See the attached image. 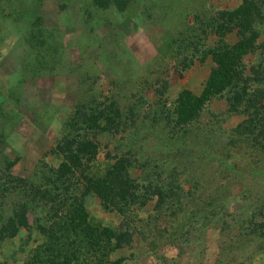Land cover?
Segmentation results:
<instances>
[{
  "label": "trees",
  "instance_id": "trees-1",
  "mask_svg": "<svg viewBox=\"0 0 264 264\" xmlns=\"http://www.w3.org/2000/svg\"><path fill=\"white\" fill-rule=\"evenodd\" d=\"M32 2L33 8L20 12L23 16L31 13L23 41L25 51L34 56L23 62L22 86L37 79L47 64L60 63L65 52L61 30L46 24L44 0ZM133 2L93 0L98 9L116 7L122 13ZM263 7L260 0H242L237 8L217 16H198L197 26H187L185 36H175V55L182 58L183 72L191 69L199 55L202 63L213 59L215 65L200 94L183 90L169 107L166 83L156 90V103L140 96L122 109L114 101L99 102L90 90L89 97L75 105L51 152L60 161L59 167L49 165L47 176L39 179L15 175L14 168L22 159H12L5 152L12 131L8 122L18 118L13 105L21 102L19 94L7 92L0 103V250L27 234L28 239L34 238V245L23 254L24 264H127L134 254L130 258L122 254L133 251L141 241L148 243L145 251L159 259L161 243L181 246L198 239L202 245L212 222L228 224L229 208L221 187L205 192L208 184L204 187L202 177L210 163L218 162L220 172L232 169L226 152L235 149L236 140L245 144L236 145V157L242 159L245 148L254 157L264 155V116L256 108L264 101V42L259 44L264 37ZM234 33L238 40L228 43ZM214 35L218 44L210 46ZM47 56L52 58L49 62ZM252 57L255 60H246ZM214 102L225 103L226 113L211 112ZM232 117L242 122L233 130L223 129ZM140 128L147 131L143 139L138 137ZM157 128L156 132H164L162 141L150 136ZM217 131L221 135L216 138ZM112 132L125 133L123 142L115 146L114 156L108 155L111 161L105 168H99L101 136L113 137ZM187 176L190 191L183 185ZM254 197L259 198L260 221L245 236L257 240L264 238V191ZM94 202L103 213L119 218V226L93 216L90 205ZM226 246L233 249V241Z\"/></svg>",
  "mask_w": 264,
  "mask_h": 264
},
{
  "label": "rangeland",
  "instance_id": "rangeland-1",
  "mask_svg": "<svg viewBox=\"0 0 264 264\" xmlns=\"http://www.w3.org/2000/svg\"><path fill=\"white\" fill-rule=\"evenodd\" d=\"M260 1L264 5V0ZM241 2L136 0L122 13L116 7L98 9L93 0H44L42 8L46 24L61 30L65 52L60 55L63 57L60 63L57 60L52 65L47 64L37 79H29L28 84L22 86L25 78L21 72L23 62L28 63L34 56L29 54V50L25 51L23 41L28 34L24 26L31 13L27 12L24 16L21 13L33 8V2L0 0V103L4 102L7 92L21 96L18 107L13 105L18 118L8 122L7 126H11L12 131L5 146V152L12 159H22L14 168V174L23 178L38 176L39 179L47 176L49 165L59 167L60 161L51 152L56 147L65 121L73 115L75 105L81 98L89 97L90 90L98 96L99 102L110 104L114 101L122 109L136 102L140 96H144L149 103H156V90L166 83L169 85V107L173 106L183 90L200 94L215 65L213 59L210 57L202 63L200 58L203 56L199 55L191 69L183 72L182 58L178 59L175 55L178 45L175 36H185L187 26H197L198 16L211 18L221 11L237 8ZM9 13L16 15L5 17ZM183 36H180L181 40ZM218 40L215 35L211 36L210 46L217 45ZM237 40L236 33L227 39L228 43ZM262 42L264 37L259 44ZM47 59L49 62L52 58L47 56ZM246 60L250 62L255 57ZM256 108L264 116V101ZM210 110L221 115L226 113L227 105L214 102ZM203 120L208 121L209 118L204 117ZM240 122L241 118H228L222 127L233 130ZM158 130L150 132V136L162 141L164 132H156ZM146 132L140 128L138 137L143 139ZM110 134L113 137L109 134L101 136L99 168H105L106 162L111 161L108 155L116 154L115 146L123 142L125 135ZM220 135L218 131L215 134L216 138ZM153 143L151 141L150 144ZM236 145L241 148L245 144L236 140L235 149L226 152L233 162L232 169L221 173L217 168L218 162L210 163L202 177L206 181L204 187L208 184L205 192L221 187L220 193L226 197L229 208L226 215L228 224L212 222L202 245L198 239L190 243L185 241L181 246L161 243L159 259L153 253H147L144 248L148 243L140 240L142 243H136L133 251L122 254L126 257L134 254L127 264H264V238L256 240L245 236L253 232L255 225L252 224L260 221L256 211L259 198L254 196L264 191V155L254 157L251 150L247 153L245 148L241 151L245 155L240 159L233 154ZM215 174L218 181L214 180ZM185 178L187 181L188 176L183 177V185L186 191H190L192 184L187 183ZM208 194L203 198L206 199ZM150 209L151 205L145 212ZM90 211L106 224L119 226L121 222L115 215L103 213L95 202L90 205ZM161 225L164 227L165 223ZM29 237L22 234L5 243L0 250V262L24 264L23 254L34 245V238L30 240ZM229 241H233V249L226 246Z\"/></svg>",
  "mask_w": 264,
  "mask_h": 264
}]
</instances>
